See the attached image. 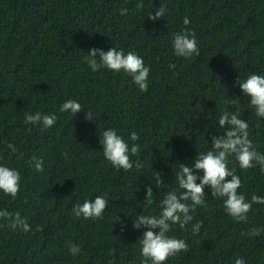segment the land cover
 Listing matches in <instances>:
<instances>
[{
  "label": "trees",
  "instance_id": "obj_1",
  "mask_svg": "<svg viewBox=\"0 0 264 264\" xmlns=\"http://www.w3.org/2000/svg\"><path fill=\"white\" fill-rule=\"evenodd\" d=\"M140 2L0 0V164L21 175L15 200L0 191V210L19 212L30 225L27 233L13 231L0 219V264H141L139 239L146 229H135L133 219L158 216L164 195L179 193V165L191 166L199 152L211 150L212 137L225 131L218 123L223 112L246 120L253 147L264 153V118L237 83L251 73L264 75V0H142L138 11ZM160 6L164 16L149 19ZM185 27L196 33L198 56L174 54L172 34ZM93 47L137 53L150 68L148 90L141 92L123 71L93 72L84 60ZM68 99L83 110L61 112ZM36 112L55 113V125L25 124V113ZM107 128L129 147L140 145L130 158L141 169L117 171L105 159L100 136ZM132 132L140 139L131 141ZM8 143L23 157L11 155ZM32 156L43 160L42 172L29 164ZM227 166L240 177L246 200L264 197L259 166L241 169L234 156ZM156 174L164 181L159 188ZM149 185L151 206L145 204ZM204 191L206 207L190 212L185 229L174 225L168 233L184 239L189 251L165 264H235L237 258L264 264V204H254L247 222H237L223 198H214L208 186ZM96 196L109 202L102 219L72 214L75 204ZM197 221L202 227L193 235ZM256 228L259 236L247 235ZM68 242L79 246L77 255Z\"/></svg>",
  "mask_w": 264,
  "mask_h": 264
},
{
  "label": "clouds",
  "instance_id": "obj_2",
  "mask_svg": "<svg viewBox=\"0 0 264 264\" xmlns=\"http://www.w3.org/2000/svg\"><path fill=\"white\" fill-rule=\"evenodd\" d=\"M136 9L142 11L144 4L141 0L136 4ZM127 9H121L123 15ZM166 12L165 6H160L155 13L149 12L148 18L156 20L162 18ZM190 23L187 17L184 18L183 24L187 26ZM172 47L174 54L179 57L188 58L193 55H199L196 33L194 30L185 27L182 31L172 34ZM84 60L91 67L93 72L100 69H108L115 72L127 73L133 79L135 85L141 92L148 90V77L150 68L145 66L143 58L134 51L125 53L124 49L117 50L112 47L107 51L91 48ZM169 67L174 68L171 64ZM237 83L243 94L250 98V105L254 108L257 117L264 118V75L251 73L246 79L238 78ZM226 103H235V101H226ZM83 110L82 105L73 99L64 101L60 107L61 112H70L72 116ZM86 118L91 119V114L86 113ZM57 117L55 113L34 114L25 113L24 123L31 125H42L44 129L51 128L55 125ZM220 128H224V134L212 137L211 150L199 152L194 163L191 166L185 164L179 165V171L175 173L177 191H169L160 201V214L139 215L133 219V227L140 229L142 226L146 229L139 239L140 254L142 256L141 264H165L169 257H175L181 252L189 251V245L184 239L169 236L174 225H179L181 229L192 221L197 206L206 207L204 191L208 186L211 189V195L214 198H223L225 212L237 222H247L248 213L252 211L254 204H264V197L252 194L251 200H246L244 194L238 189L241 188V179L235 173L234 169L228 168L229 156H234L241 169H250L256 166L260 167L264 173V153H260L253 147L249 139V124L246 120L238 117L236 113L223 112L218 117ZM129 139L133 142L140 139L136 132L130 134ZM103 155L105 159L117 170L130 171L134 166L137 170L143 167V164L137 160L135 164L131 156H138L140 145L129 144L118 135L115 128H107L100 136ZM7 147L11 150V155H17L18 150L15 144L8 143ZM23 154L19 153L18 158ZM43 160L32 156L29 164L37 172L43 171ZM202 172L201 176L199 173ZM230 177V179H229ZM197 180L200 182L197 183ZM21 175L16 168L0 164V191L6 196L15 200L20 192ZM164 184L160 174L155 176V185L159 188ZM190 201V203H189ZM153 189L149 185L145 190V204H153ZM108 200L104 196H96L94 200H85L82 204L77 203L72 208V214L79 219L81 216L85 219H102L105 209L108 206ZM0 219L4 220L7 227L13 231H30V225L25 218H22L19 212H10L0 210ZM119 217L116 215L115 221ZM3 226V225H0ZM202 227V222L197 221L192 225L191 232L197 235ZM158 229V230H157ZM37 231H42L37 226ZM261 229L256 228L247 233L249 236H259ZM69 252L75 256L80 252L77 245L68 242ZM115 251V250H114ZM235 264H245L243 258H237Z\"/></svg>",
  "mask_w": 264,
  "mask_h": 264
}]
</instances>
